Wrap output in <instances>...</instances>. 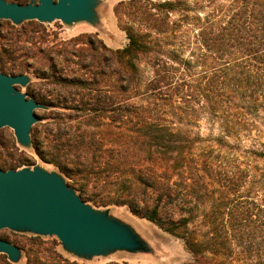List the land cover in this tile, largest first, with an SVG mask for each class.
<instances>
[{
  "label": "trees",
  "instance_id": "trees-1",
  "mask_svg": "<svg viewBox=\"0 0 264 264\" xmlns=\"http://www.w3.org/2000/svg\"><path fill=\"white\" fill-rule=\"evenodd\" d=\"M115 12L125 46L80 36L81 47L54 50L72 57L73 75L41 73L56 94L27 91L70 112L44 141L33 130L35 154L95 206L118 186L117 204L182 241L191 259L181 264H264V0H122ZM37 32L27 48L0 36V71L23 73L19 48L36 72L42 61L55 70ZM28 162L11 154L0 169ZM24 254L25 264H78L55 239ZM0 264L14 263L0 254Z\"/></svg>",
  "mask_w": 264,
  "mask_h": 264
},
{
  "label": "water",
  "instance_id": "water-1",
  "mask_svg": "<svg viewBox=\"0 0 264 264\" xmlns=\"http://www.w3.org/2000/svg\"><path fill=\"white\" fill-rule=\"evenodd\" d=\"M97 0H31L19 4L0 0V20L14 25L24 21L64 24L96 21ZM25 74L0 71V129L13 130L16 142L31 145V126L38 120L34 110L43 107L26 98L16 85L25 86ZM54 236L62 249L80 258L105 256L114 251L147 252L146 242L126 223L107 211L95 210L69 187L62 176L39 166L0 169V230ZM0 254L11 263L20 259V248L0 238Z\"/></svg>",
  "mask_w": 264,
  "mask_h": 264
},
{
  "label": "rangeland",
  "instance_id": "rangeland-1",
  "mask_svg": "<svg viewBox=\"0 0 264 264\" xmlns=\"http://www.w3.org/2000/svg\"><path fill=\"white\" fill-rule=\"evenodd\" d=\"M7 1L14 2L11 0ZM22 1L24 4H27L31 0ZM97 1V5L95 7L96 21L94 24L76 22L68 25L62 23L59 20H54L52 22L24 21L19 25H14L10 21L2 19L0 20V36L2 37V42L4 43L6 39L11 37H16L20 40L19 45L26 46L27 48L29 47V44H26L24 39L27 35H29V33H31V30L36 27L38 35L41 36V49L52 47V56L55 54L54 50H71L81 47L82 43L80 42H84V40H82L80 36L87 34L94 35L97 39H100L104 45L111 49L122 48L125 46L127 39L115 12L116 6L118 5L119 1L122 0ZM7 48L4 47V49ZM26 48H19L17 52L18 54H15L20 56L18 60L22 61L23 63L22 74L28 76V82L25 86L16 85V88L21 93H24L26 98H31L26 94L27 91L35 95L41 94L44 98H49L50 96H48V94L54 96L56 91H58V86L55 87L54 85L50 84V80L46 79L43 75H41V73H44L48 76L54 74L56 76L60 75L65 77L73 75L71 72L79 68L77 65H75V63H72L70 60H68L72 58L71 56L68 55L69 58L64 60L67 55L65 53H61L57 56H54L55 70L53 72L49 70V63H46V61H42V63L39 65V70L37 69L38 72H36L34 70V66L29 64L31 60L24 57L30 54ZM7 65L9 66L10 63H7ZM4 74L19 75L16 74V72ZM39 104L43 105V107L34 110L38 120L31 126L30 139L33 130L36 129L37 131L35 133V137L39 139V141H44L46 131L49 130V128H52L55 122L61 121L57 119L58 113L68 114L70 112L66 108H48L42 103ZM62 121L63 123L67 122L66 119H63ZM184 130H188V132H190V137L193 138L198 128L184 127ZM198 132L200 138L206 137L208 133L204 125L200 127ZM250 145L251 144L249 141L245 142L243 143L242 148H247ZM11 154L15 157L21 156L22 158L29 161L28 163L21 164V166L17 169L23 167L33 168L35 166H39L48 172H56L62 176L65 183L69 187H72L79 196L78 191L76 190V185L73 184L68 177H66L54 164L42 161L35 154L31 145L29 147L19 145L15 140L13 130L5 126L0 129V158H5V156ZM118 191V186L116 185H107L105 187V191L102 195L108 196L110 201L114 202L106 206H95L90 202L83 201L90 205L93 209L107 211L110 216L128 224L149 246L150 250L147 252L129 253L118 250L105 256L80 258L64 251L59 244V241L54 236H36L28 232H14L8 229H1L0 238L7 240L10 243L16 242L18 245L23 246L24 250L34 248L36 244H39L42 241L55 239L58 242V249L62 255L70 261H76L78 264H181L191 259L190 254L187 252L180 239L160 230L154 223L148 221L147 219L132 213L127 205L117 204L115 201L117 199V195L119 194ZM24 250L20 249V259L14 264H25L26 258Z\"/></svg>",
  "mask_w": 264,
  "mask_h": 264
}]
</instances>
